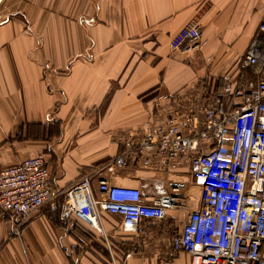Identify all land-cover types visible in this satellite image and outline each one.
Listing matches in <instances>:
<instances>
[{
  "label": "crops",
  "instance_id": "crops-1",
  "mask_svg": "<svg viewBox=\"0 0 264 264\" xmlns=\"http://www.w3.org/2000/svg\"><path fill=\"white\" fill-rule=\"evenodd\" d=\"M193 18L203 25L200 49L171 51V38ZM263 18L264 0H0V169L41 155L51 187L89 174L94 197L104 179L166 209L161 219H141L146 243L122 230L119 214L100 212L104 236L65 216L63 196L17 234L0 213V264H189L169 242L199 204L189 168L103 165L129 132L155 120L160 94L198 86L221 117L238 107L223 110L218 98L243 97L257 82L243 59ZM249 264H264V244Z\"/></svg>",
  "mask_w": 264,
  "mask_h": 264
},
{
  "label": "built area",
  "instance_id": "built-area-1",
  "mask_svg": "<svg viewBox=\"0 0 264 264\" xmlns=\"http://www.w3.org/2000/svg\"><path fill=\"white\" fill-rule=\"evenodd\" d=\"M202 29L199 18L191 19L171 38V51L189 55L199 50ZM259 30L262 34L252 39L243 59L258 80L250 83L238 107L221 117L198 86L193 92L160 94L155 120L129 132L121 153L103 165L110 171L127 164L189 168L200 188L199 204L169 238L174 251L189 254V264H249L259 258L264 244V18ZM48 176L41 155L0 169V213L9 216L11 234L60 196L65 216L73 215L102 233L100 212L119 214L122 230L139 233L142 243L148 231L141 219L165 216L161 201L145 203L138 188L98 179L100 196L94 197L89 174L66 188L51 187Z\"/></svg>",
  "mask_w": 264,
  "mask_h": 264
},
{
  "label": "rangeland",
  "instance_id": "rangeland-1",
  "mask_svg": "<svg viewBox=\"0 0 264 264\" xmlns=\"http://www.w3.org/2000/svg\"><path fill=\"white\" fill-rule=\"evenodd\" d=\"M206 96V95H205ZM207 97V96H206ZM216 99V98H215ZM219 100V103H221V105H223V108H221V109H223V110H225V108H226V105H229V103L230 104H233L234 106H236L237 104H239V103H233L234 101L235 102H239L240 101V103L243 101V97H238V98H233V97H219L218 98ZM221 101V102H220ZM225 101H227L228 103H226ZM225 104V105H224Z\"/></svg>",
  "mask_w": 264,
  "mask_h": 264
},
{
  "label": "water",
  "instance_id": "water-1",
  "mask_svg": "<svg viewBox=\"0 0 264 264\" xmlns=\"http://www.w3.org/2000/svg\"><path fill=\"white\" fill-rule=\"evenodd\" d=\"M168 200H169V197H164L163 198L164 204H168V202H167Z\"/></svg>",
  "mask_w": 264,
  "mask_h": 264
},
{
  "label": "trees",
  "instance_id": "trees-1",
  "mask_svg": "<svg viewBox=\"0 0 264 264\" xmlns=\"http://www.w3.org/2000/svg\"><path fill=\"white\" fill-rule=\"evenodd\" d=\"M226 103H228L227 101H225Z\"/></svg>",
  "mask_w": 264,
  "mask_h": 264
}]
</instances>
